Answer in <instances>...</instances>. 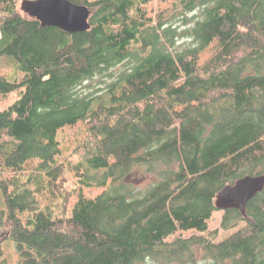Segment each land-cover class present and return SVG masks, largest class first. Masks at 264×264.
Segmentation results:
<instances>
[{
	"label": "trees",
	"instance_id": "16d2710c",
	"mask_svg": "<svg viewBox=\"0 0 264 264\" xmlns=\"http://www.w3.org/2000/svg\"><path fill=\"white\" fill-rule=\"evenodd\" d=\"M21 1L0 0V264L8 238L10 264H264V187L215 206L264 174V0H70L75 33Z\"/></svg>",
	"mask_w": 264,
	"mask_h": 264
},
{
	"label": "water",
	"instance_id": "95a60500",
	"mask_svg": "<svg viewBox=\"0 0 264 264\" xmlns=\"http://www.w3.org/2000/svg\"><path fill=\"white\" fill-rule=\"evenodd\" d=\"M23 12L38 19L42 26H56L68 33L89 29L90 9L70 0H22ZM264 187V174L247 175L218 192L215 206L238 208L244 213L247 202Z\"/></svg>",
	"mask_w": 264,
	"mask_h": 264
},
{
	"label": "rangeland",
	"instance_id": "374dc122",
	"mask_svg": "<svg viewBox=\"0 0 264 264\" xmlns=\"http://www.w3.org/2000/svg\"><path fill=\"white\" fill-rule=\"evenodd\" d=\"M14 63V62H13ZM13 66L10 62H8L4 68L3 71L7 72V73H12L13 71ZM20 95V91L19 90H14L12 92H10L3 100L0 101V109L8 106L9 104H11L16 98H18ZM69 132V133H68ZM73 138V134L72 132H70L69 130H66L65 132H61L59 131L57 134V138L60 141V144L63 147H67L64 144H70L71 141L69 142V138L70 137ZM152 180V176H150L147 173H142L140 171H137L135 173H132L131 175H129V177L126 179V181L130 182L131 184H133L136 189H143L145 188ZM68 185H71V182H68ZM67 186V185H66ZM71 187V186H68ZM95 194V193H94ZM73 197H71L69 199V205L71 206L72 202H73ZM222 212L221 211H216L213 215L212 220L210 221V227L211 228H215L216 226L219 225V221L221 218ZM1 246L4 249V258L8 259L9 264L15 262L16 260V256H15V250H14V245L11 242V240L8 239H4L1 242ZM198 252V256L201 254V252L199 250H197Z\"/></svg>",
	"mask_w": 264,
	"mask_h": 264
}]
</instances>
